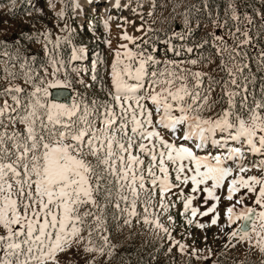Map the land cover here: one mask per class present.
Returning <instances> with one entry per match:
<instances>
[{
	"label": "snow or ice",
	"instance_id": "1",
	"mask_svg": "<svg viewBox=\"0 0 264 264\" xmlns=\"http://www.w3.org/2000/svg\"><path fill=\"white\" fill-rule=\"evenodd\" d=\"M228 8L233 43L215 37L223 45L216 48L218 67L227 78L221 84L209 76L207 87V73L175 62L152 69L159 61L137 43L141 37L124 31L120 39L128 43L114 51L111 87L100 78L105 99L88 98L75 84L93 85L75 68L73 81L65 61L53 54L62 40L70 44L71 39L52 41L50 32L43 33L51 72L24 71L31 90L11 82L0 88V264H78L76 256H83L85 264H98L102 257L109 264L117 249L111 240L113 222L118 231L140 225L155 238H166L165 255L176 248L190 260L211 259V247L204 255L205 250L173 236L176 220L170 213L177 202L185 225L216 226L226 237L225 249L246 245L264 254V83L259 98L250 90L256 80L250 63L254 60L256 70L264 73V48L254 58L246 50L258 47L257 37L264 38V13H257L261 23L256 27L252 15L244 13L241 19L235 4ZM57 15L63 18L64 11ZM143 28L142 23L137 31ZM85 52L73 47L70 60L82 59ZM98 63L92 64L93 82ZM4 64L3 78L17 79L20 74ZM217 84L221 94L214 99ZM69 89L75 92L71 101L60 102L68 100ZM253 170L260 174H249ZM200 196L202 203L194 206ZM222 199L230 202L223 224ZM198 217L210 219L205 223Z\"/></svg>",
	"mask_w": 264,
	"mask_h": 264
},
{
	"label": "rangeland",
	"instance_id": "2",
	"mask_svg": "<svg viewBox=\"0 0 264 264\" xmlns=\"http://www.w3.org/2000/svg\"><path fill=\"white\" fill-rule=\"evenodd\" d=\"M19 1L0 0V69L4 68V62L7 61L9 67L20 74L15 80H6L3 78L5 74L0 72V88L11 82L31 90V86L24 82V71L31 69L41 76L44 75L45 68L51 72L49 56L44 48L47 42L43 35L45 32H50L52 41H55L57 36H68L71 39L70 44L62 40L61 47L56 49L53 54L65 61L66 69L73 81L76 79V73L72 69L75 68L80 70V75L85 81L93 85L91 88L85 89L82 85L75 84L76 91L85 93L88 98L105 99L104 92L100 90V78L102 77L103 82L111 87L109 70L114 58V51L119 49L120 44L128 43V41L120 39L124 31L134 37H141L142 40L137 43H141L142 47L159 61L158 64L151 66L152 69L163 70L169 62H175L179 67L191 71H202L207 73V76L204 77L203 87L208 86L209 76L218 74V63L213 55H209V53L208 57L204 59L198 55V52H188L187 49L193 47L179 39L180 36L183 37L182 32L178 29H171V24H174L175 27L178 26L179 29L185 27L177 13L181 7L180 1L120 0V7L113 6L115 0L114 4H110L107 0H82L81 4L79 3L81 0H71L73 4L71 7H67L64 0H24L22 6ZM260 1L264 4V0ZM124 5H128V7H124ZM61 10L64 11L63 18L57 15ZM149 12L152 15H149ZM172 13L176 15L174 16ZM105 20L108 21L107 28L104 27ZM142 23L144 28L137 31ZM65 25L68 26V30H62ZM149 27L153 31H148ZM169 34H172L173 39L168 37ZM143 40H148L149 43L143 44ZM106 41H111V44ZM218 46L222 47L220 42ZM11 47L12 50H7ZM73 47L78 50L86 49L82 59L70 60ZM48 48L52 49L53 45L48 44ZM129 48L135 50V45L129 44ZM28 52L37 53L38 58L34 65H27L26 55ZM5 53L7 56L4 55ZM193 59L198 63L190 64ZM97 61L102 63L97 64L98 80L93 82L91 81V68L92 64ZM21 64L25 66L23 70ZM85 69L88 71L85 72ZM189 82L191 83V81ZM70 90L72 99L75 92ZM220 92V87H214L213 98H217L216 95H219ZM220 107L222 106L218 105L217 109ZM205 115H211V113H205ZM249 174L259 175L260 173L253 170ZM187 191L188 189H185L186 193ZM202 201L203 196H200L194 200V206H199ZM211 203L209 201V204ZM229 203L222 199L218 207L222 224L226 222L224 212ZM245 204L251 206L252 200H246ZM240 207L241 205H237V211ZM181 208L182 205L177 202L176 208L172 209L170 213L176 220L173 236L191 247L202 250L211 247L213 251L211 259L197 261L193 257L190 260L187 255L179 253L176 248H173L170 255H165L168 247L166 238L164 240L157 239L149 230L140 225H135L131 229L124 227L123 230L118 231L115 222H113L110 226L111 240L117 245V249L109 264H124L129 260V255L132 257V254L135 256L134 258L144 264H212V260H219L221 264H234V262L242 260L250 262V264H260V261L264 259V254L258 251H249L246 245H238L235 249H225L223 244L226 237L221 238L216 226L202 230L195 226L185 225L184 218L179 215ZM203 210L204 208H201V211ZM198 219L206 223L210 217H198ZM164 222L167 223L166 220ZM205 235L207 241L204 239ZM203 254L207 255V251L205 250ZM104 259L100 258L98 264H103ZM75 261L78 264H85L83 256H76ZM130 261H134V259Z\"/></svg>",
	"mask_w": 264,
	"mask_h": 264
},
{
	"label": "trees",
	"instance_id": "3",
	"mask_svg": "<svg viewBox=\"0 0 264 264\" xmlns=\"http://www.w3.org/2000/svg\"><path fill=\"white\" fill-rule=\"evenodd\" d=\"M64 4L67 7H71V0H64ZM157 1V0H154ZM180 1L181 7L178 10V16L182 19V25L185 26V18L187 16L188 25L184 29H179L175 27L174 24H171V29H178L182 32L183 38L181 36L179 39L185 44L192 46L193 52H198V55L202 58H207L208 55H213L218 65L220 64V57L216 52V48L220 41L215 39L216 36L224 37L228 41L229 45H232L233 40L229 36V30H234V22L229 19L230 10L228 5L230 3L235 4L237 11L241 14V19H243V14L248 13L252 15L256 21V27L261 23V17L257 13H264V4L260 0H176ZM20 6L24 4V0H20ZM173 14V13H172ZM174 16L176 14H173ZM227 20L228 23L224 27H218L217 24H223ZM216 21V23H213ZM174 23V22H173ZM187 28V29H185ZM191 28L192 31L189 32L188 29ZM185 31V33H184ZM255 35V29L253 31ZM169 38L173 39L172 34H169ZM256 44L258 47H248L246 50L250 53V57L254 58L258 54L260 48H264V38L257 37ZM221 44V42H220ZM222 45V44H221ZM223 47V45H222ZM11 49L8 48L7 50ZM182 51V49H181ZM15 55V54H14ZM19 58V57H18ZM38 58L36 52H28L26 55L27 65H34L36 59ZM250 68L252 72L255 73L256 80L251 85L250 90L253 92L256 98L260 97V88L262 83H264V73L256 70V64L254 60L250 63ZM247 71V70H246ZM216 80L221 81V84L224 79H226V74L221 71L218 67V74L212 76ZM221 84L215 85V87H220ZM216 95L218 98L220 96ZM222 107L224 105H221ZM133 257V258H132ZM132 257L129 255V260L124 264H144L139 262L135 256L132 254ZM134 259V261H130Z\"/></svg>",
	"mask_w": 264,
	"mask_h": 264
},
{
	"label": "water",
	"instance_id": "4",
	"mask_svg": "<svg viewBox=\"0 0 264 264\" xmlns=\"http://www.w3.org/2000/svg\"><path fill=\"white\" fill-rule=\"evenodd\" d=\"M68 91H69V93H70V95H69V97H68V100H61L60 102L68 103V102L70 101V98H71V91H70V90H68Z\"/></svg>",
	"mask_w": 264,
	"mask_h": 264
},
{
	"label": "bare ground",
	"instance_id": "5",
	"mask_svg": "<svg viewBox=\"0 0 264 264\" xmlns=\"http://www.w3.org/2000/svg\"><path fill=\"white\" fill-rule=\"evenodd\" d=\"M110 4H114V0H107ZM82 0L79 2L81 4ZM115 6V5H113Z\"/></svg>",
	"mask_w": 264,
	"mask_h": 264
}]
</instances>
